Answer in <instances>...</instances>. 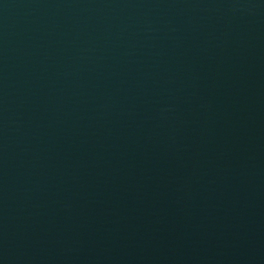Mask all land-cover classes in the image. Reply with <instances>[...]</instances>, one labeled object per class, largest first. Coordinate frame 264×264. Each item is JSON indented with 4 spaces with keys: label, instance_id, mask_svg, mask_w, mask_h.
Masks as SVG:
<instances>
[{
    "label": "water",
    "instance_id": "water-1",
    "mask_svg": "<svg viewBox=\"0 0 264 264\" xmlns=\"http://www.w3.org/2000/svg\"><path fill=\"white\" fill-rule=\"evenodd\" d=\"M0 264H264V0H0Z\"/></svg>",
    "mask_w": 264,
    "mask_h": 264
}]
</instances>
